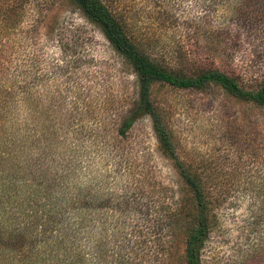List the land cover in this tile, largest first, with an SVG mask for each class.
Listing matches in <instances>:
<instances>
[{
    "label": "rangeland",
    "instance_id": "obj_1",
    "mask_svg": "<svg viewBox=\"0 0 264 264\" xmlns=\"http://www.w3.org/2000/svg\"><path fill=\"white\" fill-rule=\"evenodd\" d=\"M113 1L165 61L181 47L190 57L210 54L248 88L264 77V32L232 24L230 8L204 15L200 0ZM135 86L130 67L68 1L0 0V131L23 129V150L10 154L23 182L7 189L18 191L11 202L22 194L25 211L7 213V224L35 230L26 213L43 201L32 193L48 189L53 219L64 227L59 238L69 236L56 242L59 264H184L183 213L173 215L190 203L177 172L147 117L126 137L117 134ZM152 96L210 202L200 264H264V107L215 85L155 84ZM77 218L81 233L72 229Z\"/></svg>",
    "mask_w": 264,
    "mask_h": 264
},
{
    "label": "trees",
    "instance_id": "obj_2",
    "mask_svg": "<svg viewBox=\"0 0 264 264\" xmlns=\"http://www.w3.org/2000/svg\"><path fill=\"white\" fill-rule=\"evenodd\" d=\"M66 1L78 9L88 23L100 30L112 50L124 60L133 72L136 79L135 100L127 112L122 115L117 127V134L124 138L138 120L144 117L150 120L159 150L177 172L182 183V191L190 203L187 212L182 206L181 210H175L173 215L177 219L183 216L180 219L184 224L181 235L184 264H200L201 250L210 231V202L206 200L200 175L196 172L192 173L177 154L160 110L154 104L153 87L155 84H164L180 90H204L209 85H215L233 98L264 107V77L256 87L248 88L242 75L228 73L220 69L210 58V54L204 57V54L190 57L186 56L185 52V54L182 53L181 47L175 52L172 62L165 61L167 55L164 56L163 50L159 48L156 51L151 44L154 41L141 35L135 25L130 24L122 11L123 9L115 6L113 0ZM200 1L201 5L204 4L201 10L204 15L217 13L218 9L223 7L230 8L233 11L232 19H230L232 24L238 25L243 30L247 28L249 32H264V0ZM228 28L225 29L228 30ZM225 29H220L215 34L219 35ZM220 45L221 39L218 42V46ZM2 109L3 107L0 109V115H2ZM7 129L9 133L0 131L3 136L0 149V264H59L56 262L58 253L54 252L56 242H63L69 236L63 234L59 238L64 227L61 226L60 221L53 219L54 213L48 203L52 195L48 189L34 190L32 201H43L42 205L34 203L36 208L34 205L30 206V211L26 213V216L33 219V229L37 228L38 235L42 236L38 242L41 244L39 248L37 234H35V230H31V224L29 227L24 226L23 228L8 227L7 213L12 216L14 209L16 214H24L23 202L25 199H21L22 194H18L19 199L15 198L11 202L18 191L9 192L10 187L18 186L16 185L17 181L23 182L22 177L13 175V172H16L15 169H19V167L10 162L12 159L10 154H18L23 150V129L20 130L21 128L14 125L13 128L8 126ZM10 183L13 186L7 189ZM37 192L39 193L36 195ZM11 203H16V205L13 206ZM21 209L24 211L22 212ZM180 213L183 215L181 216ZM72 222L74 233L86 230L82 218H77Z\"/></svg>",
    "mask_w": 264,
    "mask_h": 264
}]
</instances>
